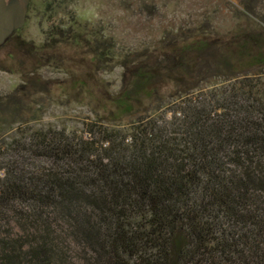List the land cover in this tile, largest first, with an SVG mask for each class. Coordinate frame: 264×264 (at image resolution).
Returning <instances> with one entry per match:
<instances>
[{
	"label": "trees",
	"instance_id": "obj_1",
	"mask_svg": "<svg viewBox=\"0 0 264 264\" xmlns=\"http://www.w3.org/2000/svg\"><path fill=\"white\" fill-rule=\"evenodd\" d=\"M180 33L170 116L0 142V264H264V33L220 38L212 61L252 70L197 92L185 80L211 39ZM147 55L110 98L121 115L157 91Z\"/></svg>",
	"mask_w": 264,
	"mask_h": 264
},
{
	"label": "rangeland",
	"instance_id": "obj_2",
	"mask_svg": "<svg viewBox=\"0 0 264 264\" xmlns=\"http://www.w3.org/2000/svg\"><path fill=\"white\" fill-rule=\"evenodd\" d=\"M263 26L264 0H29L22 27L0 45V142L27 129L85 133L91 123L122 127L139 116H170L178 56L169 45L180 32L196 29L211 39L201 68L185 80L197 92L250 73L244 63L235 72L212 60L220 38L251 28L264 33ZM95 37L105 45L102 56L87 46ZM145 54L146 64L159 68L151 82L157 91L137 97L132 112L121 115L110 98L128 86Z\"/></svg>",
	"mask_w": 264,
	"mask_h": 264
},
{
	"label": "water",
	"instance_id": "obj_3",
	"mask_svg": "<svg viewBox=\"0 0 264 264\" xmlns=\"http://www.w3.org/2000/svg\"><path fill=\"white\" fill-rule=\"evenodd\" d=\"M29 0H0V45L22 27Z\"/></svg>",
	"mask_w": 264,
	"mask_h": 264
},
{
	"label": "flooded vegetation",
	"instance_id": "obj_4",
	"mask_svg": "<svg viewBox=\"0 0 264 264\" xmlns=\"http://www.w3.org/2000/svg\"><path fill=\"white\" fill-rule=\"evenodd\" d=\"M7 1H11V0H7ZM19 29H20V28H19ZM19 29H17V30H19ZM17 30H16V31H17Z\"/></svg>",
	"mask_w": 264,
	"mask_h": 264
}]
</instances>
